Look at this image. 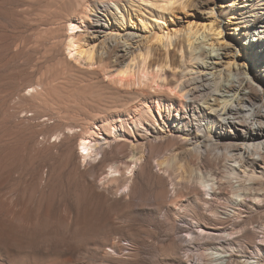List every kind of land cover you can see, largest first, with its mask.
Wrapping results in <instances>:
<instances>
[{
  "label": "rangeland",
  "instance_id": "rangeland-1",
  "mask_svg": "<svg viewBox=\"0 0 264 264\" xmlns=\"http://www.w3.org/2000/svg\"><path fill=\"white\" fill-rule=\"evenodd\" d=\"M159 1L93 0L89 8L76 0L59 26L40 22L35 0H0V264H213L216 252L264 263V164L249 159L235 187L227 182L214 201L222 216L236 210L235 218L210 217L194 177L202 169L231 176L226 160L214 166L185 148L166 150L184 137L176 129L193 131L202 116L156 99L147 88L154 83L143 86L151 94H142L150 74L139 72L143 82L138 70L125 80L116 74L140 49L158 46L154 36L164 19L179 26L208 21L201 6L211 0L164 17ZM216 10L225 39L239 52L236 63L248 62L264 86V0H217ZM69 16L84 20L95 51L90 64L68 53ZM199 36L190 40L196 51H209V37ZM213 55L208 63L220 65ZM83 137L102 148L78 156ZM112 165L118 171L111 173Z\"/></svg>",
  "mask_w": 264,
  "mask_h": 264
},
{
  "label": "bare ground",
  "instance_id": "bare-ground-1",
  "mask_svg": "<svg viewBox=\"0 0 264 264\" xmlns=\"http://www.w3.org/2000/svg\"><path fill=\"white\" fill-rule=\"evenodd\" d=\"M75 1L76 0H35V2L41 7L40 9L36 7V10L39 9L41 11L39 17L40 22L45 25H54L59 17L61 19L64 10L71 9ZM78 1L82 3L87 2V5L84 7L90 8L93 0ZM216 1L217 0H211V2H207L206 5L201 6V8L205 7V11L202 9L204 11V13L201 14L202 17L205 19L208 15L206 18V20H208L207 23H202L203 21L198 18L197 20L187 22L186 25L184 23V26H179L176 25V23L174 25L172 23H167V18L164 20L162 19V24H160L161 28H159L161 30L159 32L156 31L154 36V40H156L155 43L157 42L158 46L152 51H143L140 49L137 56L133 58L131 57L132 59L130 62L119 67L116 74L122 80L137 76V70L138 73L140 72L144 75L150 74L152 82L145 81L146 84L144 85L143 83H140L142 89L149 86V83L151 85L154 83V86L152 85L153 87L150 86L147 88L154 89H151V91H154L152 94L156 97V99L161 102L165 101L168 105L180 103L183 110L186 107L191 108L193 110V115H196L197 113L202 116L201 118L198 116L193 120L192 125L195 124L193 131H187L186 128L176 129V137L178 136L177 134H183L184 137H182L177 147H169L166 148V150H169L170 152H177L180 148H185L186 151L197 154L199 160L203 157L210 158L214 166L218 165L221 158L224 157L231 176L224 178L222 176L215 175L214 173L208 175L207 172H204L202 169V172H200L198 176L194 177V185H198L197 187L200 190L198 195L200 198L199 200H201L202 204L208 206V215L217 220H222L232 218L235 214L238 215L236 210L231 211L228 209L224 211V216H222L220 211L214 206V201L219 200L225 195L223 189L224 185L228 182L232 184L231 186L235 187L239 180L238 178L240 173L247 172L245 165L249 159H251L254 164H264V86L261 82L260 76L254 75L248 70V62L244 63L243 66H241L242 64L240 65V63H236L240 57L239 52L236 50L235 46L233 48V45L228 43L226 40L228 39V35L227 32H224L225 28H223L222 20L219 19L220 16L216 10ZM175 4H177L178 7H176ZM198 4H200L199 0H160L157 7L160 9V13L164 17L166 11H169L171 15H175L177 11L186 10V7L192 8V10L194 8L199 10L200 8ZM188 11L190 12V10ZM86 12L84 11V14ZM231 15L233 16L234 13H231ZM197 17H199V15L196 16V18ZM76 18L77 17L75 16H69L68 18V28L72 30L70 32L68 31V41L66 42L69 50L68 53L79 62L83 60L90 64L94 59L95 51L94 48L92 46H88L86 42V38H88V36L86 37L87 33L84 34L82 32L83 27L81 26L83 25L82 23H84V20L80 21L81 25L77 23ZM158 19H160V17ZM237 23H239L237 25V28H239L241 21H237ZM56 24L59 25L60 23ZM93 27H98V29L102 28L101 25ZM120 33L121 32L119 31V34ZM199 34H202L203 38L209 37L208 41L210 40V42L206 43L211 47L209 51H196L197 46H195L191 41L194 38L199 39ZM111 36L116 39L118 38L115 35ZM185 40H188L189 43H191V45L188 43V48L185 45ZM83 41L86 43H83ZM157 43L155 45H157ZM171 46H173V49H171ZM176 50L181 52L180 57L177 56ZM208 54L209 57L211 54H214L213 58L220 59V65H214L213 63L209 64L207 59L209 58ZM235 63L237 65H235ZM137 67L139 68L137 69ZM140 78H142L141 75L139 79ZM140 82L143 81L140 79ZM142 91V94L146 92L145 94L147 95L148 92H151L149 90L146 91V89H143ZM185 97L188 98L191 103L187 104L185 102ZM259 103L260 106H255ZM160 106L162 105L160 104ZM181 119L185 120V116L181 115ZM205 120L210 122L208 127L203 124ZM187 122L191 125L190 120ZM223 128H227L228 131L220 132L219 129ZM235 129H238V131H235ZM153 134L156 138L161 136V134H158L156 131H154ZM80 140L81 142L78 144V149H76L78 156H84V153H86V156L87 154L89 156L93 152H99V149L102 148L100 142L93 143L92 140L85 137ZM83 150L86 152L83 153ZM83 158L86 157L84 156ZM210 159H208L209 162H211ZM115 171H118V169L112 165L110 172L113 173ZM190 181L193 182V180ZM206 195L207 198L210 197L211 199L202 198V196ZM238 204L239 203H236V205ZM188 210L189 209H187V211ZM192 212L194 213V211ZM198 228L200 233L205 234L208 238L219 241V236L215 235L214 232H210V230L208 231L201 226ZM189 235L191 236L190 240H193V232ZM231 249H233V247ZM215 254L216 261L213 264H264L262 260H259V258H249L245 255H242V259H236L231 253L216 252ZM235 260L237 263H234Z\"/></svg>",
  "mask_w": 264,
  "mask_h": 264
}]
</instances>
